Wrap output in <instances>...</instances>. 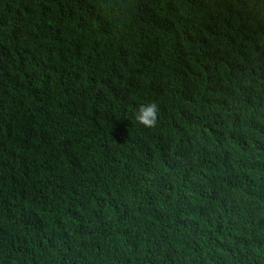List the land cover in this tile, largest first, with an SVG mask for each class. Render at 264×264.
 Segmentation results:
<instances>
[{
  "label": "trees",
  "instance_id": "obj_1",
  "mask_svg": "<svg viewBox=\"0 0 264 264\" xmlns=\"http://www.w3.org/2000/svg\"><path fill=\"white\" fill-rule=\"evenodd\" d=\"M0 264H264V0H0Z\"/></svg>",
  "mask_w": 264,
  "mask_h": 264
},
{
  "label": "clouds",
  "instance_id": "obj_2",
  "mask_svg": "<svg viewBox=\"0 0 264 264\" xmlns=\"http://www.w3.org/2000/svg\"><path fill=\"white\" fill-rule=\"evenodd\" d=\"M159 108L156 102H150L147 105H139L136 110V122L145 128H153L158 121Z\"/></svg>",
  "mask_w": 264,
  "mask_h": 264
}]
</instances>
